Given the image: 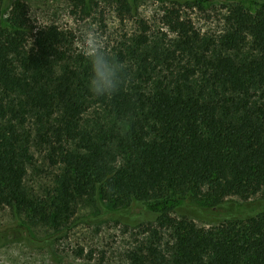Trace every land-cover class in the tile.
<instances>
[{
  "label": "trees",
  "instance_id": "obj_1",
  "mask_svg": "<svg viewBox=\"0 0 264 264\" xmlns=\"http://www.w3.org/2000/svg\"><path fill=\"white\" fill-rule=\"evenodd\" d=\"M93 1L72 3L88 18ZM111 1L121 18L136 15L138 0ZM166 1L200 9L226 3L228 28L219 52H198V35L178 22L174 30L195 59L193 68L145 85L125 68L121 90L96 97L87 87L88 62L67 53L64 33L37 27L25 3L0 0V208L15 214L13 223L0 227V245L13 236L47 247L53 238L32 239L21 214L59 228L80 202L103 201L156 213L173 234L172 264H264V0ZM249 42L252 54L238 55ZM117 59L125 67V58ZM198 77L211 92L195 87ZM17 94L43 116L49 132L43 142L53 152L51 163L62 167L46 209L25 188L30 151L17 126L24 119L6 101ZM95 105L116 118L121 134L102 140L84 127ZM121 149L123 164L114 153ZM150 255L160 256L157 249ZM147 259L144 251L130 256L132 264Z\"/></svg>",
  "mask_w": 264,
  "mask_h": 264
},
{
  "label": "rangeland",
  "instance_id": "obj_2",
  "mask_svg": "<svg viewBox=\"0 0 264 264\" xmlns=\"http://www.w3.org/2000/svg\"><path fill=\"white\" fill-rule=\"evenodd\" d=\"M15 1L27 5L29 17L37 27L56 26L64 33L63 47L72 57L83 55L82 29H94L102 37L106 51L116 58L122 55L125 68L143 84L149 78L153 84L166 77H169L166 81L169 82L171 74H177L184 67L195 66V59L183 49L186 48L185 40L174 30L178 22L198 35V52L201 53L204 48H210V54L218 53L220 40L228 28L229 7L223 1L200 9L194 5H173L166 0H138L136 15L126 19L118 15L117 5L111 0H94L88 18L82 17L72 0ZM144 38H147V43L139 47V41ZM251 54L250 42L238 53L244 57ZM144 58H148V63ZM144 64L148 65V73L144 71ZM194 85L198 90L209 86L201 77L194 79ZM260 94L255 92L254 95L259 103ZM6 101L20 111L24 119V123L18 122L17 126L30 151L25 188L38 202L39 208L46 209L53 200L57 180L62 173L61 166L51 163L53 152L43 142L49 133L48 126L41 123V114L25 106L22 94L11 96ZM83 124L102 140L121 134L122 125L101 106H92L85 113ZM114 153L119 164H123L125 152L121 149ZM229 200L241 203L237 197ZM19 217L32 239L40 242L53 239L47 247H33L26 240L18 241L9 236L6 243L0 245V264H132L130 256L137 251L146 252V264H172L173 234L153 212L116 209L103 201L97 204L82 201L69 222L59 228L51 221L35 218L34 214H21ZM14 221L15 214L1 207L0 227ZM154 249L160 256L150 255ZM162 258L167 261L161 262Z\"/></svg>",
  "mask_w": 264,
  "mask_h": 264
},
{
  "label": "clouds",
  "instance_id": "obj_3",
  "mask_svg": "<svg viewBox=\"0 0 264 264\" xmlns=\"http://www.w3.org/2000/svg\"><path fill=\"white\" fill-rule=\"evenodd\" d=\"M80 42L89 66V92L96 97L118 93L124 84V65L106 51L102 37L94 29H82Z\"/></svg>",
  "mask_w": 264,
  "mask_h": 264
}]
</instances>
